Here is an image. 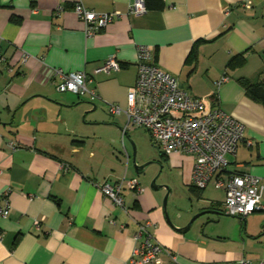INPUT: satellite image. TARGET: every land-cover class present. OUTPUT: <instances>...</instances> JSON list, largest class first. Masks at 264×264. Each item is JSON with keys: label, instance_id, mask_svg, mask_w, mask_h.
<instances>
[{"label": "crops", "instance_id": "crops-1", "mask_svg": "<svg viewBox=\"0 0 264 264\" xmlns=\"http://www.w3.org/2000/svg\"><path fill=\"white\" fill-rule=\"evenodd\" d=\"M77 1L122 16L87 37L73 10ZM135 2L144 12H127ZM137 44L148 45L151 60L206 108L219 105L242 122L243 137L218 176L259 177L264 203V108L239 80H256L264 69V0H0V196L6 192L10 206L0 217V264H132L133 233L146 222L181 264L264 260V209L245 217L223 213L224 189L213 180L195 186L190 156L160 152L153 168L135 170L144 164L137 128L125 135L135 146L134 163L133 147L122 140L126 117L110 114L107 104L126 106ZM110 55L119 68L94 72ZM54 69L86 71L99 98L56 91ZM154 177L169 186L175 226L205 209L218 213L177 232L162 207L167 189L150 187ZM122 178L138 183L122 189L123 207L99 190Z\"/></svg>", "mask_w": 264, "mask_h": 264}, {"label": "built area", "instance_id": "built-area-1", "mask_svg": "<svg viewBox=\"0 0 264 264\" xmlns=\"http://www.w3.org/2000/svg\"><path fill=\"white\" fill-rule=\"evenodd\" d=\"M243 5L250 7L251 2ZM60 6L57 7V10ZM73 10L83 23L87 37L122 16L119 10L98 12L86 8L80 1L74 3ZM145 8L137 2L129 5L128 13H141ZM28 54L21 52L22 63ZM3 56L0 52V60ZM135 64L137 67L134 85L128 88L126 106L108 103V112L112 115L123 114L126 117L124 131L133 128H145L153 143L163 154H185L192 158L191 181L205 188L213 180L216 188H223L225 198L223 213L230 216L245 217L264 209L262 201L263 185L259 177L249 173L230 174L225 180L218 176L224 170L226 154L234 153L238 142L243 137V124L219 105L206 108L204 101L191 95L184 89L178 78L158 66L151 60L148 45H136ZM115 55L107 57L94 72L118 69ZM54 88L58 92H70L84 97L90 102L99 98L95 87H90L91 75L84 70L66 72L53 70ZM222 76L220 81L226 80ZM12 145V144H10ZM124 187L136 190V179L118 180L113 185L104 183L99 190L115 204L123 207L121 191ZM0 217H7L10 211L7 193L0 196ZM38 222H36V225ZM149 222L140 224L133 233L138 242L133 250L132 264H162L164 257L167 264H181L170 248L157 242L147 229ZM226 264H264V260L254 261L245 257L226 262Z\"/></svg>", "mask_w": 264, "mask_h": 264}, {"label": "rangeland", "instance_id": "rangeland-1", "mask_svg": "<svg viewBox=\"0 0 264 264\" xmlns=\"http://www.w3.org/2000/svg\"><path fill=\"white\" fill-rule=\"evenodd\" d=\"M136 132L135 144L137 146V157L141 156L144 160L143 163H148L146 168H153L155 163L154 161H156L155 159L160 158V152L156 145L153 143L150 133L145 128H137ZM103 133H105V131H103ZM125 141L128 145H130V147H133V145L130 144L129 138L127 136H125Z\"/></svg>", "mask_w": 264, "mask_h": 264}, {"label": "water", "instance_id": "water-1", "mask_svg": "<svg viewBox=\"0 0 264 264\" xmlns=\"http://www.w3.org/2000/svg\"><path fill=\"white\" fill-rule=\"evenodd\" d=\"M128 130L127 131H124L123 134H122V140L124 138V136L127 134ZM135 156H136V153H135V146H133V154H132V160L133 162L135 163ZM148 163H144V164H141V165H137V164H134V167H135V170L137 172H140L141 170H143V168L147 165ZM150 187L153 189V190H156L158 188H162V187H165L167 189V192L163 198V201H162V207L164 209V213H165V217H166V220L167 222L177 231V232H181V233H184L186 232L192 225V223L194 222V220L198 217H200L202 214H205V213H218L217 211L215 210H210V209H205V210H202V211H199L198 213H196L192 218L189 219V221L184 225V226H175V224L173 223V221L170 219L168 213H167V196L169 194V186L167 185H158L156 184V177H154L150 183ZM191 209L189 208L188 211H190ZM181 211H187L186 209H181Z\"/></svg>", "mask_w": 264, "mask_h": 264}, {"label": "trees", "instance_id": "trees-1", "mask_svg": "<svg viewBox=\"0 0 264 264\" xmlns=\"http://www.w3.org/2000/svg\"><path fill=\"white\" fill-rule=\"evenodd\" d=\"M239 80L246 95L264 108V69L258 74L256 80L251 81L246 78ZM194 187H191V190H194Z\"/></svg>", "mask_w": 264, "mask_h": 264}]
</instances>
